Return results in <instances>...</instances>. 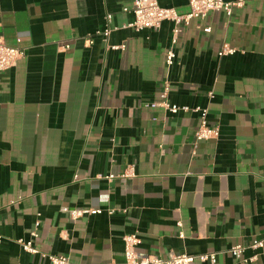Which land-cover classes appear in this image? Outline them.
Masks as SVG:
<instances>
[{"label": "crops", "instance_id": "1", "mask_svg": "<svg viewBox=\"0 0 264 264\" xmlns=\"http://www.w3.org/2000/svg\"><path fill=\"white\" fill-rule=\"evenodd\" d=\"M242 1L181 26L167 67L175 26L129 29L134 0H0V38L25 54L0 72V264H125L131 235L144 255L264 264L230 253L264 238V0ZM196 108L218 138L196 142Z\"/></svg>", "mask_w": 264, "mask_h": 264}, {"label": "built area", "instance_id": "2", "mask_svg": "<svg viewBox=\"0 0 264 264\" xmlns=\"http://www.w3.org/2000/svg\"><path fill=\"white\" fill-rule=\"evenodd\" d=\"M190 12L187 15H180L175 9L164 8L160 6L157 0H134L131 9H125V12H130L134 16V20L128 25V28L136 33H139L146 29L157 30L161 27L164 22H171L174 24L175 28L173 30V41L172 47L168 50L166 54V65L171 67L174 64L175 53L174 46L177 44L178 37L181 31V26H189L194 20H203L210 13L213 12H224L226 16L231 17L234 8H240L244 6L242 0L234 3L226 2L225 0H190L189 2ZM108 22L112 20V16L107 17ZM199 30L205 34L211 33L212 29L210 27H197ZM111 29L108 28L104 32L105 39L111 34ZM89 45L92 44L88 41ZM114 50H124L125 46L112 47ZM235 50L229 47H225L219 56L223 57L225 55H233ZM25 57L23 51L9 47L3 38H0V72H6L17 66L18 62ZM169 87L166 86L164 90L163 99H165ZM160 106L155 104L153 107ZM161 106L168 109L171 113L177 114L180 111L189 112L190 108L184 107L180 108L177 106H171L166 101L161 104ZM194 112L200 115L201 125L199 126L195 137L196 142L208 141L216 139L219 137V131L217 129L211 128L208 125L207 115L208 111L201 108H196ZM128 176L127 174L124 177ZM115 176L111 175L107 177L108 180L114 179ZM98 211L94 210H74L70 212L72 220L76 221L84 215H95ZM34 237H37L35 233H32ZM182 237V234L180 235ZM125 252L124 259L125 264H216L217 255H201L199 257H191L186 254L171 255L166 259L149 256L141 254L137 251V246L139 244V239L136 235L126 236L124 238ZM23 248L30 253H38L32 247V243H27L23 245ZM261 250L264 252V238L255 239L248 246L237 245L230 250V253L237 259L241 260L244 251L247 249ZM51 264H70L66 258L63 257H50Z\"/></svg>", "mask_w": 264, "mask_h": 264}]
</instances>
